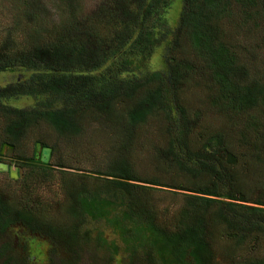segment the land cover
I'll return each mask as SVG.
<instances>
[{"label": "trees", "instance_id": "1", "mask_svg": "<svg viewBox=\"0 0 264 264\" xmlns=\"http://www.w3.org/2000/svg\"><path fill=\"white\" fill-rule=\"evenodd\" d=\"M18 3L26 5L21 0ZM139 3L141 17L137 25L125 26L122 39L111 40L97 53L87 49L89 34L79 32L73 23L75 19L68 18L74 15L80 19L78 5L72 0H56L52 14L47 16L48 21L56 20L55 26L47 28L49 22L42 15L34 22L41 24L34 32L40 34L43 43L31 52L0 60V71L17 73L12 81L0 85L3 128L0 146L7 143L17 147L28 130L39 125L56 135L77 137L89 123L87 120L112 119L104 130L99 129L111 148V161L106 165L111 172L104 176L99 171L97 176L104 182L102 185L84 186L83 180L93 177L69 173L64 168L76 167L61 159L45 163L35 159L34 154L32 157L20 155L25 170L19 179L9 181L19 183L23 195L15 207L0 190V236L12 223L21 222L30 230L48 236L54 245L63 244L72 249L86 236L78 223L88 219L102 221L118 240L119 243L108 239L102 231L96 232L93 238L98 251L110 258L122 251L131 261L139 255L149 258L153 264H219L218 258L232 259L230 264H264V256L242 257L245 251L259 250L264 241V191H258L262 185L259 177L264 176V115L258 112V109L264 112V82L256 79L251 85L253 93L242 92L240 82L244 83L243 75L248 71L243 70V75L233 74L234 59L223 38L227 29L218 18L222 0H181L171 39L166 37L171 30L164 25L166 19L160 13L169 0H139ZM21 12L25 13L22 15L25 19L37 16L25 10ZM262 30L264 39V24ZM184 39L197 50L203 47L208 66L190 62L191 58L186 60L181 44ZM162 42L166 44L163 68L148 70L143 75L130 73L133 64L140 69V63ZM262 49L264 73V44ZM185 67L204 70L201 81L211 93L210 99L196 103L187 98L191 79H179L177 75ZM199 85L203 86L194 81L193 86ZM23 95L31 96L33 103L17 107L9 104ZM203 104L206 108L214 106L219 113L214 123L201 122V111L196 108ZM222 111L226 116L222 117ZM152 113L157 118L154 123L157 132L147 135L144 129V139L150 141L153 149L165 148L170 164L167 162L164 171L147 177L133 170L130 157L119 147L135 148L143 137L135 135L133 126L140 123L145 128V119ZM247 116L255 121L245 128L250 131L249 140L244 133L233 135L231 130L233 121L246 124ZM236 135L241 136V144L249 146L248 150L252 149L258 156L256 163H248L252 167L244 169L238 160L233 143ZM36 142L48 146L44 138ZM113 146L117 149L112 150ZM50 147L53 152L54 145ZM86 154L90 159L91 155ZM35 176L46 187L53 177L59 178L57 185L61 192H66L59 203L65 210L63 214L68 223L65 226L43 221L45 207L39 204L38 198L39 203L33 202L32 197ZM162 187L179 189L185 196L177 213L172 212L170 218L159 215L167 209L155 208L156 203L149 196V191ZM143 192L150 198L141 197ZM222 209L236 223H230L231 227L225 231L213 230ZM240 222L251 226L242 230ZM221 236L222 241L228 239L232 244L227 248L221 242L222 248L216 253L212 243ZM237 258L240 261H234ZM10 261L6 258L2 264H16Z\"/></svg>", "mask_w": 264, "mask_h": 264}, {"label": "rangeland", "instance_id": "2", "mask_svg": "<svg viewBox=\"0 0 264 264\" xmlns=\"http://www.w3.org/2000/svg\"><path fill=\"white\" fill-rule=\"evenodd\" d=\"M19 0H0V60H6L8 56L16 55L23 52L24 54L34 49V47L42 44V37L39 33H35L34 29L41 28L40 23H35L36 18L39 16H47L52 14V7L56 5V0H21L26 5L18 3ZM78 5V12L81 16L80 19L74 15L68 18H74L73 23L77 25L79 32L89 34L90 41L88 42V51L102 52L110 41H116L123 38L126 33L125 26L132 28L136 26L140 15V3L139 0H72ZM164 6V5H163ZM181 0H169V4L160 11L165 17H162L166 22L164 25H168L171 32L166 37L171 39L172 33L175 31L176 23L178 20L179 11L181 9ZM31 12L36 17H29L25 19L22 17L23 12ZM45 18L43 19L44 28L46 26ZM218 18L225 25L227 31L224 33V41L228 45L231 54L234 59L233 74L243 75V70H247L248 74L243 75V93L248 95L253 93L252 81L259 79L264 82V73L262 68V44L263 39V24H264V0H222V7L219 11ZM64 17H61L63 20ZM56 21V20H55ZM55 21H48L47 28L55 26ZM41 22V21H40ZM148 24V22H147ZM62 26V25H61ZM150 26V22H149ZM61 28V27H60ZM161 30H163L161 28ZM174 30V31H173ZM66 39V35L65 38ZM92 40V41H91ZM97 40L98 44H94ZM118 42V41H117ZM168 44V43H167ZM181 44L183 45L182 54H187L186 60L191 58V61H195L198 65H207L208 61L205 51L199 46L197 50L190 44L189 40L184 39ZM165 42H162L158 46L152 49L151 55L147 60L140 63L141 68L137 69L133 64L131 72L136 75H143L144 72L150 70H157L163 68V54L165 52ZM40 52V51H39ZM182 54L178 55L180 58ZM187 63V62H186ZM204 70L196 68H187L177 73L179 79L188 78L191 79V87L186 90L187 98L194 100L196 103H202L206 98L211 97L206 85L201 81L204 77L201 75ZM93 73H96L94 71ZM17 73H9L8 71H0V85L5 84L8 80L14 79ZM194 81H198L203 84L198 87L193 86ZM190 86V83H189ZM202 97V99H200ZM33 103V98L29 95L20 96L19 98L10 101L12 106H28ZM204 106V108H203ZM196 108V107H195ZM200 110L199 117L201 122H207V124L214 123L217 120L216 116L219 113L216 112L214 106L206 108V104L196 108ZM207 109L206 111H203ZM264 115L263 109L259 110ZM222 117L226 116L225 112ZM112 119L109 117H101L98 120H87L86 127L80 135L77 137H71L70 135H56L47 127L42 125L32 127L28 130L26 138L17 145V147H10L7 143H3L0 146V163H7L10 169L17 168V175L14 177L10 171L0 170V190H3L5 199L9 197V204L16 207L17 200L23 195V191L19 183H15L10 180H17L24 172V168L21 166V156L32 157L35 152L34 143L38 138H44L48 142V147L54 145V151L50 153L49 161L61 159L74 168H64L69 173H86L90 174L93 178L84 179V186L94 187L96 185H102L104 182L99 179L98 172L101 171L103 175L110 173L107 168V164L111 161L110 150L107 145L106 137L101 135L99 131L101 128L104 130L108 123H112ZM146 127L137 123L133 126L135 135L143 137L138 140L135 148L124 145L119 148L128 156L129 162L133 170L141 171L147 177H150L152 173H158L164 171L168 167L167 153L165 148L156 146L154 149L151 146L150 141H145L144 129L149 133H155L157 130L154 128L156 115L152 113V116H148ZM221 121V120H220ZM223 122L225 120H222ZM244 122L247 124L239 123V120L233 121L232 129L234 133H244L245 139L249 140L250 131L245 130L246 126L255 122L251 117L247 116ZM3 134V128L0 124V135ZM63 136L70 137L66 139ZM241 136L236 135L233 139L235 151L238 154V160L244 164V169L252 167L249 162L256 163L257 155L249 146L241 144ZM117 149V146H113L112 150ZM78 152H84L85 155H79ZM91 155L90 159L86 154ZM168 162V163H167ZM170 164V163H169ZM55 174H58L55 172ZM154 176V175H153ZM59 178L53 177L49 180L50 186L39 181L35 176L33 179L32 197L33 202L39 203L37 198L41 201L39 204L44 205L45 209L42 211L43 221L59 222L60 226H65L67 220L65 218L63 205L60 206V202L63 201L66 192H61L60 186L57 185ZM262 181V185H259L258 191H264V176L259 177ZM137 182V181H136ZM135 183V182H134ZM140 183V182H139ZM146 184V183H145ZM154 187H160L154 185ZM113 190V187H112ZM54 194V195H53ZM182 191L179 189H170L168 187H162L158 190L149 191V196L143 192L141 197L150 198L155 201V208L159 210L167 209L161 212L164 218H170L173 213H177L181 204L184 201L185 196L182 195ZM264 194V192L262 193ZM53 195V196H52ZM52 196V197H51ZM56 203V204H55ZM253 204V203H251ZM176 209V211L174 210ZM206 215L209 212L205 213ZM225 218H224V216ZM220 220L214 223L212 229L225 231L227 227H231L230 223H236L231 217H228V211L222 209ZM41 217V216H40ZM225 225V227H224ZM243 226L242 230L246 226H251L249 223H239ZM71 225L69 229H71ZM85 237L80 238L74 245V248L68 249L63 244L54 245L53 241L43 233L38 231H32L21 222L12 223L6 231L0 236V264L6 258H9L10 263L16 264H153L150 259L144 256L136 255L131 261L128 259L127 254L119 251L117 254L112 255L111 258L107 253L104 255L98 251L93 238L98 231L105 232L108 239H115V235L111 229L107 227L102 221H88L84 220L82 223H78ZM234 229V228H233ZM232 229V231H233ZM240 230V232L242 231ZM240 234V233H239ZM226 239V238H225ZM222 236L218 239L215 238L212 243L216 253L221 250L220 243L223 246L229 247L232 241L226 239L222 241ZM262 240V239H261ZM119 243V242H118ZM73 246V245H72ZM77 254V255H76ZM252 256V258L264 256V241L259 250L245 251L242 253V257L246 258ZM241 259V257H239ZM238 258L234 261H240ZM219 264H230L231 260L219 259Z\"/></svg>", "mask_w": 264, "mask_h": 264}, {"label": "water", "instance_id": "3", "mask_svg": "<svg viewBox=\"0 0 264 264\" xmlns=\"http://www.w3.org/2000/svg\"><path fill=\"white\" fill-rule=\"evenodd\" d=\"M7 145H9V144H7ZM9 146L12 147V145H9ZM50 153H51L50 147L43 146L40 142L36 143L35 152H34L35 159L47 163V162H49ZM0 170L1 171H10V173H12L13 177L15 175H17V168L12 170V169H10V167L7 163H0Z\"/></svg>", "mask_w": 264, "mask_h": 264}]
</instances>
